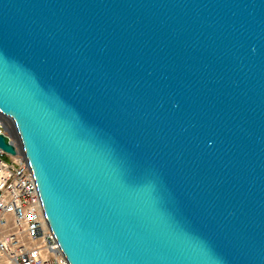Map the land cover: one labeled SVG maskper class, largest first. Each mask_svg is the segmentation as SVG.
<instances>
[{
	"label": "water",
	"instance_id": "95a60500",
	"mask_svg": "<svg viewBox=\"0 0 264 264\" xmlns=\"http://www.w3.org/2000/svg\"><path fill=\"white\" fill-rule=\"evenodd\" d=\"M0 116L70 264H264V0H0Z\"/></svg>",
	"mask_w": 264,
	"mask_h": 264
},
{
	"label": "built area",
	"instance_id": "2783aa9c",
	"mask_svg": "<svg viewBox=\"0 0 264 264\" xmlns=\"http://www.w3.org/2000/svg\"><path fill=\"white\" fill-rule=\"evenodd\" d=\"M0 262L70 264L45 218L23 154L0 148Z\"/></svg>",
	"mask_w": 264,
	"mask_h": 264
},
{
	"label": "rangeland",
	"instance_id": "374dc122",
	"mask_svg": "<svg viewBox=\"0 0 264 264\" xmlns=\"http://www.w3.org/2000/svg\"><path fill=\"white\" fill-rule=\"evenodd\" d=\"M0 128L2 130H5L8 134H10L16 140L14 132L12 130L11 123L2 116H0ZM0 264H2V263L0 262Z\"/></svg>",
	"mask_w": 264,
	"mask_h": 264
},
{
	"label": "bare ground",
	"instance_id": "6f19581e",
	"mask_svg": "<svg viewBox=\"0 0 264 264\" xmlns=\"http://www.w3.org/2000/svg\"><path fill=\"white\" fill-rule=\"evenodd\" d=\"M6 119V118H5ZM9 121V120H8ZM10 122V121H9ZM62 252V251H61Z\"/></svg>",
	"mask_w": 264,
	"mask_h": 264
}]
</instances>
